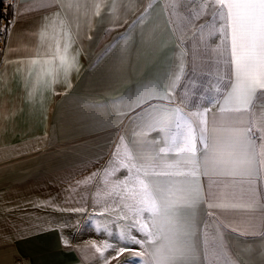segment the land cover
<instances>
[{
  "label": "crops",
  "instance_id": "0c3cea01",
  "mask_svg": "<svg viewBox=\"0 0 264 264\" xmlns=\"http://www.w3.org/2000/svg\"><path fill=\"white\" fill-rule=\"evenodd\" d=\"M61 2L16 0L2 55L0 264H86L79 246L66 233L68 225L59 223L64 220L59 198H71L68 192L74 175L88 169L85 176H91L94 167H102L110 159L119 137L131 134L127 120L117 129L110 103L101 109H93L91 104L133 94L142 82L167 71L175 63L178 47L183 49L185 44L193 50L186 61L191 79L183 81L189 93L195 90L205 96L200 103L208 104L216 87L211 50L219 40L207 33L203 40H191L196 28L210 20L211 10L196 21V27L185 29L182 44L176 24L194 7L189 0L176 4L165 0H80L79 10L61 8ZM113 3L115 11L110 10ZM97 4L100 15L95 14ZM149 4L148 14L138 20ZM57 13L72 30L76 66L30 97L29 71L35 67L30 61L49 51L48 41L41 43L40 31ZM133 21L138 22L129 33ZM122 35L125 38L117 40ZM254 103V113L264 112V101ZM100 156L103 159L97 163ZM101 181L98 177L99 185ZM199 184L204 202L188 214L195 217L200 231L206 223L211 238L219 226L233 256L242 264H264V235L259 234L264 229L257 227L254 236L241 234L252 230L250 224L259 226L264 221V174L251 186L240 177L203 175ZM62 190L64 194H56ZM250 190L255 191L253 209L207 207V202L246 201ZM210 211L213 216H208Z\"/></svg>",
  "mask_w": 264,
  "mask_h": 264
},
{
  "label": "snow or ice",
  "instance_id": "6c2138e0",
  "mask_svg": "<svg viewBox=\"0 0 264 264\" xmlns=\"http://www.w3.org/2000/svg\"><path fill=\"white\" fill-rule=\"evenodd\" d=\"M191 2L194 7L176 24L181 43L185 29L196 27V21L209 10L210 20L196 28L191 40H203L206 33L219 40L211 50L217 70L211 101L200 103L201 94L192 90L190 96L183 84L191 79L186 63L191 47L185 44L183 49L178 47L175 63L167 71L142 82L133 94L90 105L101 109L110 103L117 129L125 120L131 129V134L119 137L101 169L78 182L102 177L95 201L102 211L97 215L114 214V223L125 222L116 241L122 247L116 249L107 242L102 247L92 245L99 258L112 250L117 259L138 246L142 251L133 252L136 264H242L233 256L221 228L210 238L206 223L201 232L188 210L204 202L199 184L202 175L240 177L251 186L264 174V112L252 111L255 101H264V0ZM60 6L79 10L81 3L62 0ZM115 7L113 3L110 10ZM151 8L149 4L138 20ZM95 14L100 15L99 4ZM137 22L129 25V33ZM40 40L48 41L49 51L30 61L35 66L29 71L30 97L55 83L61 73L67 75L77 62L72 30L59 13L42 26ZM102 159L100 156L96 162ZM255 204V191L250 190L246 201L207 202V207L250 210ZM97 227L109 230L106 224ZM250 227V232L241 234L257 235V227L264 229V221ZM105 264L109 262L105 260Z\"/></svg>",
  "mask_w": 264,
  "mask_h": 264
},
{
  "label": "rangeland",
  "instance_id": "374dc122",
  "mask_svg": "<svg viewBox=\"0 0 264 264\" xmlns=\"http://www.w3.org/2000/svg\"><path fill=\"white\" fill-rule=\"evenodd\" d=\"M165 1L168 4H176L178 0ZM191 53H193L192 49ZM189 95H191V93H189ZM206 95L208 94L206 93ZM200 98H205V96ZM92 164L94 165V163H91V165ZM98 165L90 171L91 174L101 169V166L98 167ZM87 172L88 169H85L74 175L72 191L71 193L68 192L72 195L71 198H59L62 205L60 210L62 212L64 211V220L59 221V223H63L64 226L68 225L66 233L70 241H75L79 246L78 248L81 252V256H83V260L86 264H105V260H107L109 264H125L126 261H132V264H136V260L133 258V252L142 251L138 246H134L132 250L124 252L117 259H113V257L116 256V252L112 250L106 251L103 259L99 258V254L96 253L95 248L92 247L93 244L102 247L106 242L113 243L116 249L122 247L123 245L116 241L118 240L119 229L125 227V222L120 221L114 223V214L113 216L105 214L103 217L97 215L102 211V205L100 204L99 207V204L95 202L97 187L99 186L98 177L90 183H78L79 181L85 180ZM47 186H49V183ZM64 191L65 190L57 191L56 194L60 196L62 193H65ZM98 224L108 225L109 230H98Z\"/></svg>",
  "mask_w": 264,
  "mask_h": 264
},
{
  "label": "built area",
  "instance_id": "2783aa9c",
  "mask_svg": "<svg viewBox=\"0 0 264 264\" xmlns=\"http://www.w3.org/2000/svg\"><path fill=\"white\" fill-rule=\"evenodd\" d=\"M16 0H0V65L6 48L7 37L11 24L14 21Z\"/></svg>",
  "mask_w": 264,
  "mask_h": 264
}]
</instances>
